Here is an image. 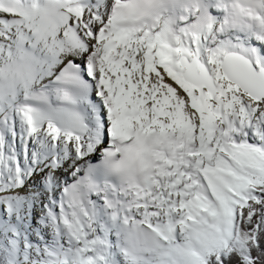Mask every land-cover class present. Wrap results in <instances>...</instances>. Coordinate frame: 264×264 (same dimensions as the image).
<instances>
[{"label":"snow or ice","instance_id":"1","mask_svg":"<svg viewBox=\"0 0 264 264\" xmlns=\"http://www.w3.org/2000/svg\"><path fill=\"white\" fill-rule=\"evenodd\" d=\"M0 264H264V0H0Z\"/></svg>","mask_w":264,"mask_h":264}]
</instances>
